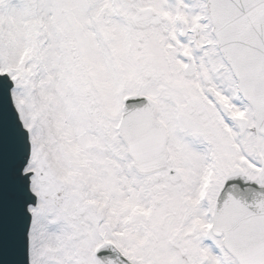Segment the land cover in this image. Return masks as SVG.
Segmentation results:
<instances>
[{
	"label": "snow or ice",
	"instance_id": "snow-or-ice-1",
	"mask_svg": "<svg viewBox=\"0 0 264 264\" xmlns=\"http://www.w3.org/2000/svg\"><path fill=\"white\" fill-rule=\"evenodd\" d=\"M0 264H264V0H0Z\"/></svg>",
	"mask_w": 264,
	"mask_h": 264
}]
</instances>
